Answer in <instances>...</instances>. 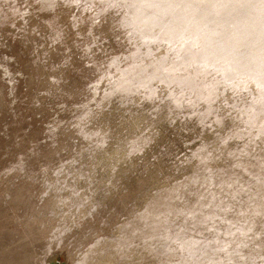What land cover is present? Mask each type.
Masks as SVG:
<instances>
[{
  "label": "rangeland",
  "instance_id": "rangeland-1",
  "mask_svg": "<svg viewBox=\"0 0 264 264\" xmlns=\"http://www.w3.org/2000/svg\"><path fill=\"white\" fill-rule=\"evenodd\" d=\"M262 1L0 0V264H264Z\"/></svg>",
  "mask_w": 264,
  "mask_h": 264
},
{
  "label": "bare ground",
  "instance_id": "bare-ground-1",
  "mask_svg": "<svg viewBox=\"0 0 264 264\" xmlns=\"http://www.w3.org/2000/svg\"><path fill=\"white\" fill-rule=\"evenodd\" d=\"M203 1H205V0H201V2H199L200 4H203ZM195 4L194 2H188V3H186L187 5L188 4ZM185 4V5H186ZM259 6V5H258ZM260 6H262V9L264 10V0L260 3ZM257 21V20H256ZM254 23V22H253ZM255 23H257V22H255ZM253 25V24H252ZM245 26V25H244ZM232 33V36L230 37L231 39H234L235 38V40H243L244 39V37L242 38V34H243V32H242V30H238L237 28H236V32L235 33H233V32H231ZM238 36V37H237ZM237 37V38H236ZM234 49V48H233Z\"/></svg>",
  "mask_w": 264,
  "mask_h": 264
}]
</instances>
